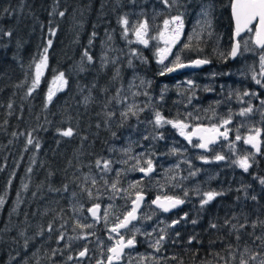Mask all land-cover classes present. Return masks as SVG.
<instances>
[{
    "label": "trees",
    "instance_id": "trees-1",
    "mask_svg": "<svg viewBox=\"0 0 264 264\" xmlns=\"http://www.w3.org/2000/svg\"><path fill=\"white\" fill-rule=\"evenodd\" d=\"M162 1L0 0V30L12 32L11 37L0 35V264H67L69 256L75 258L85 248L95 257L89 241L92 237L105 240L106 229L99 223L76 227L87 225L85 210L103 205L98 197L109 196L113 181L123 190L141 179L136 169L146 168V160H152V174L156 173L159 156L168 159L178 145L170 124L157 128L153 123L157 111L166 120H180L191 128L219 126L230 118L224 126L229 130L228 139L218 144L240 145L232 132L239 96L247 91L264 100L260 94L264 87L252 83L259 52L245 57L242 64L238 56L230 62V0H200L209 9V35L198 44V52L182 63L200 59L209 61L208 66L197 73L159 74L156 56L130 42L121 18L156 17L158 26L178 15L187 19L200 2L176 0L167 9ZM251 34L249 29L246 36ZM45 47L47 65L39 85L29 94L35 65ZM85 51L92 62L84 57ZM260 51L264 53V49ZM60 73L66 81L64 89L55 91L46 103ZM141 80L150 83L136 90ZM129 106H134L136 115L128 112ZM262 121L258 154L242 149L251 165L247 172L235 171L234 165L222 166L224 162L203 165L195 152L179 177L182 181L174 179L163 190L139 186L122 195L115 202L117 210L110 226L126 214L129 200L137 192L148 204L157 196L180 198L183 206L170 219L178 221L175 230L186 226L177 238L168 241L166 237L161 244L168 249V264H240L241 258L248 264H260L264 260V185L259 183L264 178ZM68 128L73 129L71 137L59 134L58 130ZM29 133L31 145L27 143ZM129 136L134 139L130 147H139L136 157L125 151ZM37 141L39 148L35 147ZM214 150L202 157L210 160ZM222 156L231 159L229 150ZM104 161L110 162L108 171ZM237 172L244 173L242 180ZM150 176L140 183L150 182ZM209 191L223 194L202 207L203 194ZM85 235L90 236L87 245L80 240ZM253 256L256 258L251 259Z\"/></svg>",
    "mask_w": 264,
    "mask_h": 264
},
{
    "label": "rangeland",
    "instance_id": "rangeland-1",
    "mask_svg": "<svg viewBox=\"0 0 264 264\" xmlns=\"http://www.w3.org/2000/svg\"><path fill=\"white\" fill-rule=\"evenodd\" d=\"M198 1H200V0H198ZM162 4L167 9L174 5V3H172V0H169L170 6H166L163 1H162ZM202 10H207V15H204L202 13ZM156 12L158 13V12H160V10H157ZM154 18H156V17H154ZM154 18L150 17V19L147 20L145 17H142V16H133V18L128 20V24L126 25V28L128 29L127 34L130 36V42L137 45L142 50L150 51L152 54H154L156 56V58L158 60L159 57L156 55L157 49L158 48L163 49L166 47L164 42L159 38V34L161 32H164L165 38L170 37L171 35H173V30L177 27V24L172 23L171 22L172 18H171L168 20L169 21L168 25H165V23H164L165 21H162L160 24H158V26H155L156 24H155ZM182 20H183V27L180 30L179 39L175 42V44H173L174 47H171V52L167 55V58L164 60V62L162 64L159 63L160 65H158V67H157L159 74L167 73L168 72L167 68H174L177 63L182 64V61L186 56H194L198 52L197 50H199L198 44L205 37H207L209 35V27H210L209 9H208L207 5L202 3L201 1L199 2L198 8L187 19L182 18ZM141 23H146V25H147V31H146V34L144 36V39L148 40L147 46L139 43L137 41V37L134 35L135 29L138 28ZM153 37H156V38L153 39ZM252 38H253V34H251V36L244 35L241 39H239L238 43L240 45V49H239V52L237 54V56L239 58V64H242L244 62L245 57L253 56L258 52V50H256L252 46ZM186 44L189 45V47L185 48ZM252 49H253V51H252ZM262 54H264V53L259 51V53L256 56L257 73L255 74V76L259 80H261L263 77L260 75V73L262 71H264V68L261 67V61H260V56ZM177 56L179 57L178 61H177ZM187 59H188V57H187ZM43 69H44V67L42 68V71H43ZM35 73H36V68H35ZM141 81H143L144 83H141ZM141 81H139V84H141V85L136 90H139L140 88H142L144 86L145 87L148 86L149 82H146L144 80H141ZM252 83L254 86L258 85L255 82V80H253V78H252ZM174 84H177V83H174ZM188 84L189 83L185 80L184 85H188ZM57 86H58V84L53 83V84H51L50 88H52L55 91ZM134 86L136 87V85H133V81H131V87H134ZM63 89H64V85L62 88H60V90H58V92L62 91ZM260 94L262 97H264V91ZM255 96H257L256 93H255V95H247V96L242 94L238 98V103H237L238 109H237V113H236L237 118L234 120L235 124L232 126V132H233V136L235 137V139H236L237 135L242 137L241 140H238L240 142L241 146L237 145V146L230 147L227 144H225V145H219L218 144L214 150V153L212 152V157L210 158V160L203 158L202 157L203 154H200L197 151V149H196L197 147L194 146L197 144L196 140L192 139V142L189 143V141L186 140L183 136H181L179 134L178 130L176 128H173L171 125V129L173 130L174 135L176 136V140L178 142L177 147H173V149H176L177 151L175 153H172L168 157V159H165L164 156H159V158H158L159 170L150 176V178H151L150 179L151 181L149 180L150 182L145 183V184H141L140 180L145 179V178H142L139 176L141 179H138V180L136 179L132 183L127 184L126 188H124L123 190L118 189V188H117L118 190H113L111 185H109L108 186L109 187V193H108L109 196L108 195H104V196L101 195L98 197L99 200L103 201V205L100 207V214H99V222L98 223L104 229H106L107 237L105 238V240L110 241L112 239V238L111 239L109 238L110 235H108L109 234L108 231L112 227V225L110 226V223L113 220L114 214L117 210V207H115V202H117V200H119V198H122V195H125L126 192L130 189L137 190V187H139V186H143V187L147 186V187L156 188V190H163L167 184L173 185L172 181L174 179H176L178 181H182V180H179V177H180V175H184L185 172L187 171V169H188L187 166L190 163V158L192 156L196 155L195 152H197L199 154L200 163H202L203 165H209L211 163H215V161H216L215 157L217 155H223L224 152L226 153L229 150V156L231 157V159L230 160L228 159V161L227 160H219L218 163L224 162L222 164V166H225V165H232L233 166L234 165L233 167L235 168V171L240 169L243 172L244 170H242V168L238 167L237 164L234 163V161H236L238 158H242V157L246 156L245 151L242 149L248 148L252 152L251 145L245 144L244 138H247L250 135H255L256 130L259 129V124H260L261 120L264 121V106L261 105V101H259ZM254 103L257 105V107L253 106ZM249 106H252V108H253V111L251 113H249L245 116L239 115L240 111L243 108H247ZM256 124H258V127H255ZM194 128H191L188 126V128L185 129V131L191 132ZM220 129H222L224 131L223 127ZM228 133H229V131H228ZM258 137H257V139L259 140ZM141 138H143V137H141ZM126 142L128 145L127 146L128 147L127 152L129 154L133 153L132 157L138 156L139 147H137V146H136V148L130 147L134 143L133 136H129L128 139H126ZM242 152L244 153V155L241 154ZM138 168L139 167H137V169H136L137 174H139V172H140L138 170ZM219 168L220 167L218 166L215 169H219ZM117 171L118 170L115 169L113 172V175H114V173H117ZM240 173L241 172H237V174L239 175L238 177L242 180V177H244V173L243 174H240ZM112 183H116V181H113ZM132 184H138V186L135 188H131L130 185H132ZM132 199L133 198H131L129 200V202H131ZM215 203H217V202H215ZM149 208H150L149 204L144 203L143 208H142V212L139 216L138 221L135 222L133 225L129 226L123 234H136V235L144 236V235L150 234V230L152 229V226L156 225V224H158V226H160V227H157L158 228L157 231L159 233H163L164 231H166V229H168V224H165V226H164L163 225L164 223H162L161 220H159L155 214H153L152 212L149 211ZM80 209H78V210H80ZM105 209H108V211H109V215H108L107 219H105V217H104V210ZM87 210H88V208L85 210V215H84L83 219L85 221H88L87 225H94V223L90 222L86 216ZM79 217H80V214H79ZM119 220H118V222H119ZM161 224L163 225L162 227H161ZM185 226L186 225L184 224L183 226H181L177 230L171 231L170 234H179L180 230H182ZM135 229H139V231L135 232ZM89 238H90V236L85 235L80 240L83 242L84 245H87L86 243L90 240ZM156 240L157 239L154 240V243L156 242ZM89 242L91 243L90 245L93 247V249L95 251L99 252V250H101L102 241H99V240L94 239L92 237V240H90ZM84 250L85 249H82L81 251H84ZM67 264H86V262L85 261H76L75 258H73V259L69 260V262Z\"/></svg>",
    "mask_w": 264,
    "mask_h": 264
},
{
    "label": "snow or ice",
    "instance_id": "snow-or-ice-1",
    "mask_svg": "<svg viewBox=\"0 0 264 264\" xmlns=\"http://www.w3.org/2000/svg\"><path fill=\"white\" fill-rule=\"evenodd\" d=\"M163 2L165 3L166 6H170L168 0H163ZM176 0H172V3H175ZM7 11V9L5 10ZM55 11V9L53 10ZM202 13L204 15H207V10H202ZM232 13H233V17L235 19L236 22V29H235V35L239 36L240 32L243 31L244 29H246L248 27V25L251 23V21L255 18H259V26L256 28L255 31V38H254V43L260 47L261 49H264V0H232ZM64 12H60L59 15L62 17L64 16ZM172 23H176L177 27L173 30V35H171L168 38H165L164 32H161L159 34V38L164 42V44L166 45L165 48L161 49L158 48L156 55L159 57L157 62L158 63H163L164 60L167 58V55L171 52V45L175 44V42L179 39V35H180V30L183 27V20L181 16H175L172 17ZM121 23L123 25H127L128 24V20L126 18H121ZM165 25L169 24L168 20H165ZM128 29L125 28V35L127 34ZM147 31V25L146 23H141L139 25L138 28L135 29L134 35L137 37V41L141 44H144L145 46H147L148 44V40L144 39V36L146 34ZM50 34L54 35L55 31L54 30H50ZM0 35L3 36H7V37H11L12 36V32L11 31H7V32H3L2 30H0ZM93 35H95V33H93ZM156 37H153V39H155ZM48 46H51L52 44V40L49 39L48 40ZM91 43V41H90ZM189 47V45H185V48ZM240 49V45L238 42L234 43L230 52V55L232 57H235ZM47 52H48V48L45 47L44 48V52L42 55V58L40 59V61L38 63H36L35 68H36V73H35V78L33 80V83L29 89V94H31V92L39 85L40 82V77L42 75V68L46 67L47 65ZM137 53L133 52V55L135 56ZM84 57L87 58L88 62H92L93 58L92 56H90L88 54L87 51L84 52ZM105 63H107V58L105 57ZM179 60V57L177 56V61ZM260 61H261V67L264 68V54H262L260 56ZM209 61L207 60H196L193 63L195 65H200V64H205L208 63ZM129 64H131V60L129 61ZM176 67H184L183 64H176ZM83 70V69H81ZM174 68H167V71L171 72L173 71ZM119 73L117 72V75ZM163 74V73H161ZM261 76H264V71H262L260 73ZM115 78V77H114ZM253 80H255V82L257 84H260L262 87H264V84L261 83V80L257 79L255 75H253ZM54 84H58V86L56 87L55 91L60 90V88L63 87V85L66 83L65 79H64V74L60 73L57 77L54 78L53 81ZM141 83H144L143 81H141ZM150 83V82H149ZM55 91L50 88L46 97V103L51 102L53 95L55 94ZM243 95L247 96V95H255V93H249V92H244ZM261 105L264 106V100L261 101ZM9 107H11V105H9ZM134 106H129L128 108V112H130L132 115H136V112L133 110ZM142 110V109H141ZM253 111L252 106H249L247 108H243L239 115L241 116H245L249 113H251ZM122 115L127 116V113H122ZM231 122L230 118L229 119H225L223 120V123L219 126L217 125H213L211 128H201V127H197L194 128L191 132H186L185 129L188 128V125L185 124L184 122L180 121V120H166L164 117L161 116V114L157 111L154 114V121L153 123L155 124V126L157 128L159 127H163L164 124H170L172 125L173 128H176L179 132V134L181 136H183L186 140L189 141V143L192 142V137L193 136H198L200 139V143L196 144L194 146L199 147V148H203V149H207L208 145L210 143H214L216 137H223L225 140L228 139V129L224 126L228 125ZM224 128V131H220V128ZM59 134L61 136L64 137H71L73 135V129L68 128L67 130H58ZM202 133H210L211 135L208 136L207 138L205 137V135H203ZM13 135H15V133H13ZM260 135V130L257 129L256 130V134L255 135H250L247 138H244V143L245 144H250L253 148L256 149L257 152L260 151V141L257 139V137ZM148 137H145V139H147ZM159 138H163L162 136ZM242 137L237 135L236 136V140H241ZM28 144H33V139L31 138V133H29V139L27 141ZM36 148H39V142L37 141L35 144ZM128 151V150H125ZM173 153H175L177 150L173 149L172 150ZM143 155V154H141ZM225 157L222 155H217L215 157L216 160H223ZM126 163V162H125ZM140 161L139 159H137V165H139ZM145 163L147 164V167H139L138 170L141 171L142 173H144L145 176H148L154 169H153V163L151 159H148L145 161ZM234 163L237 164L238 167L242 168L245 172L248 171L249 167H251L250 163H249V157L248 156H244L242 158H238L236 161H234ZM97 166H100L101 161L97 160L96 161ZM104 165V170L108 171L109 170V165L110 162L109 161H104L103 162ZM29 171H31V169H29ZM119 175V173L117 174ZM192 175H195V173H192ZM260 184L264 185V178L260 179ZM93 184H95V180H93ZM138 184H132L130 185L131 188H135L137 187ZM113 190H118L117 189V184L113 183L111 185ZM223 193H218V192H214V191H209L203 194L204 198L201 200V206L203 207L204 205L208 204L209 202H211L216 196L218 195H222ZM89 195H91V193H89ZM185 195H187V192H185ZM251 199L255 200L256 197L252 196ZM144 200V196L142 193L137 192L136 193V197L135 200H133L132 202V207L129 211L126 212V214L124 215L123 219H120L118 223H116L114 226H112L109 231L112 233H117V235L119 236V239L115 242V244L112 247L108 248V252L110 253V255L107 257L108 260V264H114V262H119L122 259V255L124 253V249L125 248H130L133 247L135 244V235H133L131 238H128L127 240H125V237L123 235L120 234V229H125L128 228L129 224L137 219V211L140 208L141 202ZM3 203V199L0 198V204ZM152 203L154 205H156L158 208H160L161 210H163L164 212H168L171 208H175L180 204L184 203V200L180 199V198H176V197H171V196H165L163 198H161L160 196H157L155 200L152 201ZM100 209V205L96 204L94 205L92 208L88 209V211L91 213V215L93 216V218L98 219L97 216V212ZM109 215V211L108 209L104 210V217L105 219H107ZM178 223V221H173V224ZM193 223H195V221H193ZM76 227H80V228H90L92 227V225H86V224H77ZM212 227H215V225H212ZM233 228H235L236 226L233 225ZM241 228L244 227V225H240ZM253 227H255V225H253ZM52 226L49 225V230H51ZM139 229H135V232H138ZM63 238V234H61V239ZM111 239V237H109ZM165 239V236L161 235L159 237V239L156 240L154 247L156 248V250H159V246L161 245V242ZM237 239H239V237H237ZM259 239V237H258ZM247 251V249H246ZM87 253V248H85L84 251H81L79 253V256L82 258L86 255ZM256 257L253 256L251 257V259H255ZM69 260L73 259L72 256L68 257ZM240 264H248V260H245L243 258H241L240 260ZM260 264H264V260L260 261Z\"/></svg>",
    "mask_w": 264,
    "mask_h": 264
},
{
    "label": "flooded vegetation",
    "instance_id": "flooded-vegetation-1",
    "mask_svg": "<svg viewBox=\"0 0 264 264\" xmlns=\"http://www.w3.org/2000/svg\"><path fill=\"white\" fill-rule=\"evenodd\" d=\"M228 15H229V13H228ZM229 20H230V18H229ZM231 29H232V27H231ZM231 34H232V32H231ZM171 47H174V45H171ZM220 130H222V129H220ZM214 148H216V147H214ZM210 149H212V148H210ZM149 206H150V204H149ZM142 208H143V206L141 207V209L138 213L136 222L139 219V216L142 212ZM153 211L156 212L157 214H159V217H157V218L159 220H161L162 223H164L163 224L164 226H165V224H168V229H166V231H164L163 233H159L157 231V229H158L157 227H160V226H158V224H156V225L152 226V229L150 230V234H147L144 236H140V235H136V234H123L127 229L120 232V234L125 237V240H127L128 238H131L133 235H135V244L130 249H124L122 259L119 262H114V264H168L167 263L168 255L165 254L168 251V249L164 248V247H162V245H160L159 250L157 251L156 248L154 247V245H155L154 240L159 239V237L161 235L165 236V238L167 237L168 241H171V240L178 237V234H170L171 232L168 233V231L175 230V228L177 226V223H176L173 228H170V225L173 224V221H177L175 219H173V220L170 219V217H172L174 214H176V212H174L170 215H162L158 211H155V210H153ZM177 212H179V211H177ZM163 225L161 224V227ZM103 235L105 236L106 234H103ZM108 235H110L109 237H111L112 239L110 241H106L103 239L102 248H101V250H99V252L95 251V257L91 256L87 252L83 259L76 260V256L80 253L79 252L75 256V260L76 261H85L86 264H108V260H107V257L109 256L108 248L112 247L115 244V242L119 239V236L117 234H108ZM97 240L101 241V239H97ZM161 244H164V240L161 242Z\"/></svg>",
    "mask_w": 264,
    "mask_h": 264
},
{
    "label": "water",
    "instance_id": "water-1",
    "mask_svg": "<svg viewBox=\"0 0 264 264\" xmlns=\"http://www.w3.org/2000/svg\"><path fill=\"white\" fill-rule=\"evenodd\" d=\"M228 11H229L228 13H229L230 23H231V27H232L231 44H230V48H229V52H228V59H229V61L232 62L233 60H235V58H236V56H237V55H236L235 57H232V56L230 55V52H231V49H232L233 44L236 43V42H238V40H239L240 38H242V37L247 33V31H248L249 29H252V31H253L252 46H253L256 50L260 51L261 48L258 47V46L254 43L255 31H256V28L259 26V18L257 17V18H255V19H253V20L251 21V23L248 25V27H247L246 29H244L243 31H241L240 34H239V36H236V35H235L236 22H235V19H234V17H233V13H232V0H230V4H229ZM196 60H200V59H194V60H191V61H189V62L182 63V64L184 65V67H176V66H175L173 71H171V72L168 71V72L166 73V76H168V77H172V76L183 75V74H186V73H197V72L200 71L202 68L208 66V63L200 64V65H195L193 62L196 61ZM220 131H222V130H220ZM202 134L205 135L206 138H207L208 136L211 135L210 133H202ZM192 139L196 140V141H197V144H199V143L201 142L198 136H193ZM224 140H225V139H224L223 137H219V136H218V137H216L214 143H210V144L208 145V148H207V149H203V148H199V147H197L196 149H197V151H198L200 154H206V153L209 151L210 148H214V147H216L220 141H224ZM251 150H252V153H253V154H255V155L258 154V152L256 151V149L253 148L252 146H251ZM218 161H219V160H216V162H218ZM152 172H153V171H152ZM152 172H151L148 176H145L144 173H142V172L140 171V172H139V176L142 177V178H147V177H149V176L152 174ZM143 196H144V195H143ZM135 197H136V195L133 197L132 201H131L130 204H129V210H130L131 207H132V202H133V200H135ZM155 199H156V197H154V198L150 201V203H149V204H150V208H152V209L155 210V211H158V212H159L160 214H162V215H170V214H172V213H174V212L180 211L181 208H182V206H183V204H180V205H178V206L175 207V208H171L168 212H164L163 210H161L160 208H158L156 205H154V204L152 203V201L155 200ZM144 201H145V197H144V200L141 202L140 208H139L138 211H137V216H138V213H139L141 207H142L143 204H144ZM93 206H94V205H93ZM93 206L89 207L88 209L92 208ZM99 214H100V209H99L98 212H97L98 219H96V218H93V216L91 215V213H90L88 210L86 211V216H87L88 220H89L90 222L94 223V224H98V222H99ZM123 217H124V216H123ZM123 217H122V219H123ZM136 220H137V219H136ZM136 220L132 221V222L129 224V226L132 225V224H134V223L136 222ZM129 226H128V227H129ZM174 226H175V224H171V225H170V228H173ZM125 229H127V228H125ZM125 229H120V232L124 231ZM108 232H109V234H117V233H112V232H110V231H108ZM130 248H132V247H130ZM130 248H125V249H130ZM109 255H110V253H109ZM83 258H84V257L81 258V257L79 256V254L76 256V260L83 259Z\"/></svg>",
    "mask_w": 264,
    "mask_h": 264
}]
</instances>
